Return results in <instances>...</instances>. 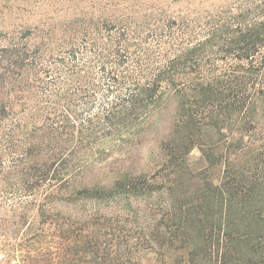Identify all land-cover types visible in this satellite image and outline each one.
<instances>
[{
    "label": "trees",
    "instance_id": "16d2710c",
    "mask_svg": "<svg viewBox=\"0 0 264 264\" xmlns=\"http://www.w3.org/2000/svg\"><path fill=\"white\" fill-rule=\"evenodd\" d=\"M164 2L0 38V264H264V0Z\"/></svg>",
    "mask_w": 264,
    "mask_h": 264
},
{
    "label": "rangeland",
    "instance_id": "374dc122",
    "mask_svg": "<svg viewBox=\"0 0 264 264\" xmlns=\"http://www.w3.org/2000/svg\"><path fill=\"white\" fill-rule=\"evenodd\" d=\"M231 1L165 0L164 4L170 14L177 15L187 12L189 8L212 9ZM104 2L106 0H0V38L6 44L10 36H15L14 34L23 29L28 33L31 42H39L37 29L46 27L48 23L63 24L78 17L94 16L100 19L105 16L102 11ZM135 8L138 9V6ZM153 150L155 145L152 142H144L134 149L133 155L137 158V165L146 166L152 160ZM189 160L193 167H199L203 163L198 149L190 153Z\"/></svg>",
    "mask_w": 264,
    "mask_h": 264
}]
</instances>
